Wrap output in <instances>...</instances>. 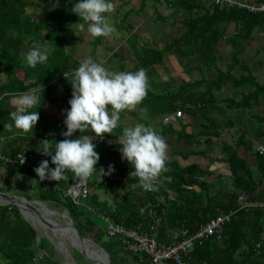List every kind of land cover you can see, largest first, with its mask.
Masks as SVG:
<instances>
[{
    "label": "trees",
    "instance_id": "trees-1",
    "mask_svg": "<svg viewBox=\"0 0 264 264\" xmlns=\"http://www.w3.org/2000/svg\"><path fill=\"white\" fill-rule=\"evenodd\" d=\"M46 1L0 0V76L6 78L4 82H0V132L9 133L8 140L5 139L0 145V157L13 160L19 153L28 151L33 153L35 158L32 165H21L17 161L5 163L4 159H0V189H9V183L14 176L19 179L30 177L37 193L36 197L28 196V200L35 199L46 203L49 208L67 211L82 236L92 235L94 242L110 255L112 264L114 259L117 260V264H125L131 256L136 262L140 259L138 256L123 253L120 243L106 235L100 214L128 228L140 223L146 228L149 221L146 215L148 208L153 205L165 207L168 210V220L159 230V239L162 241L169 239L170 232L175 229L178 221H185L189 229L194 231L215 217L218 209L235 210V215L224 227L222 239L220 241L212 239L202 246H197L187 260L190 264H264V246L258 256L254 252V246L264 231V210L260 207L264 203V154L258 151L257 166L252 168L248 161L240 156L238 149L225 146L224 153L231 166L232 181L229 189L225 182L223 183V189H228L223 193L213 194L212 189L217 187V183L205 180L211 172L201 168L199 164L182 166L177 160L166 161V170H162L157 177L156 190L147 192L139 187L137 191L141 192L140 194L132 192L129 187L139 184L138 178L130 175L134 169L127 160H121L119 144L108 146L106 141L99 137L93 138L97 145L96 151L100 155L96 167L102 166L107 170L108 165L112 164L115 169L112 172L115 180L106 184L99 183L100 173L97 171L89 178L88 196L86 198L80 196L77 199L68 193L76 181L70 172L67 174L69 179L60 182L39 180L34 168L42 159L50 161V157H45L37 151L38 144L46 138L50 139L51 143L64 139L61 135V132L66 130L64 118L58 117L54 111L61 103L66 105L64 112L70 107L68 100L72 94L71 83L67 76L65 82L62 77L67 74L71 78L73 70L79 65L73 56L76 48L74 24L79 19L71 11L75 0H60L58 6H50L45 10L43 5ZM172 5L177 11H186L185 32L162 50L150 46H143L140 51L134 50L133 54L139 60V68L152 70L156 65L163 63L167 54L175 50L180 52L182 46H191L198 52L177 53L179 57H198L201 64L215 63L218 57L215 53L227 26L233 22L240 26L239 36L230 42L231 44L235 42L234 46L238 51L232 55L233 63L226 73L218 69L214 79L182 81L174 90L163 93L148 87L147 94L142 100V106L148 109L152 116L181 111V114L193 117L196 122H206L201 123L202 130L193 133H187L183 127L179 131L172 126L161 125L155 130L162 137L171 135L178 141H185L189 146L205 143L212 147L213 138L222 135L219 124L221 122L212 116V113L219 109L217 92L227 83H232L238 88H251L249 92L243 93L240 100L226 99L227 109L237 108L242 111L248 110L253 103L260 100V96L264 95V84L257 81L246 65H242V75L232 74L234 68L242 64L238 53L244 43L250 42L256 28L264 29V15H252L238 8L223 10L211 8L198 0H172ZM194 9L200 10L203 14L192 15ZM99 39L100 37H96L94 44L99 43ZM40 43L48 44V60L44 64L29 67L22 54ZM119 53L116 55L119 56ZM60 86L61 94H56L57 87ZM34 88L43 91L41 106L30 109L39 111V119L32 131L26 135H12L11 130L16 128L8 127L13 123L9 116L13 109L8 106L7 100ZM48 106L54 109L50 108V111ZM124 112L132 115L140 123L150 126L147 120L136 113L127 110ZM225 126L232 127L233 122L226 121ZM123 128L124 126L117 125L113 133L105 134L104 138L118 137ZM80 135L91 137L95 134L90 129L83 133L77 130L73 138ZM203 136L207 139L204 140ZM204 154L205 151L194 149L182 154V157L187 159L190 155ZM49 166L54 167L51 162ZM117 190L126 193L122 198L116 199L114 193ZM169 191L176 193L173 200L169 199ZM99 192L109 195L113 202L101 200ZM243 193L247 195L244 202L247 206L238 203V198ZM161 198L165 200L160 201ZM49 249L46 238H41L39 243L37 242L36 229L22 217L15 205L0 204V264H61L48 253ZM38 250L42 251L39 261ZM111 250H116L113 254L115 258Z\"/></svg>",
    "mask_w": 264,
    "mask_h": 264
},
{
    "label": "clouds",
    "instance_id": "clouds-1",
    "mask_svg": "<svg viewBox=\"0 0 264 264\" xmlns=\"http://www.w3.org/2000/svg\"><path fill=\"white\" fill-rule=\"evenodd\" d=\"M115 7L114 0H75L71 11L80 18L76 25L78 32L86 30L91 37H107L115 32L116 28L107 15L113 13ZM22 55L29 67H35L48 60L49 50L36 44ZM64 76L68 77L72 87L68 100L70 107L65 110L63 120L66 130L61 132L64 139L55 143L47 138L40 141L37 151L50 157V161L42 159L34 172L40 181L57 182L69 179V172L77 182L86 181L97 171L100 177L110 175L115 170L112 164L107 170L96 167L100 155L93 138L103 139L105 134L113 133L121 111H131L143 100L149 87L146 71L143 68L110 71L103 61L87 57L73 70L71 78L67 74ZM42 93L39 88H34L13 99L15 110L9 113L13 122L9 128L14 126L24 133L32 131L39 119V111L30 109L41 106ZM86 129L95 135L73 138L77 130L83 133ZM116 142L120 146L121 160H127L134 169L130 175L138 178L144 191L156 190L154 182L161 171L166 170L168 144L164 138L151 126L136 123L124 127ZM19 161L23 163L24 156ZM50 162L54 167L49 166Z\"/></svg>",
    "mask_w": 264,
    "mask_h": 264
},
{
    "label": "crops",
    "instance_id": "crops-1",
    "mask_svg": "<svg viewBox=\"0 0 264 264\" xmlns=\"http://www.w3.org/2000/svg\"><path fill=\"white\" fill-rule=\"evenodd\" d=\"M60 0H47L45 5H43V9H47L50 6H58ZM115 3V11L113 13L107 14L108 17L112 16L113 20L116 21L112 24H114L116 31L110 34L107 37H100V41L97 44H94L96 37H91L87 31L85 30L84 32H78L77 30V23L80 22V18L77 19V21L74 24V30L77 32L75 36V45L76 48L74 50V59L78 63H80L82 60H84L87 57H91L96 61H103L104 66H111V64L114 62V65L112 66L113 69H117L118 65L125 66L129 61H132L134 63V70L139 69V60L136 56H134V50L140 51V49L144 46H150L151 48H156L158 50H162L166 47L167 44L164 46H161V43L159 42L160 36L158 34L159 29L157 26V23L163 20H172V23L175 26H179V33L175 36L171 37V41L175 38H178L183 32H185V27H184V12L183 10L177 11V9L172 6H168L167 4H163L162 2H154L153 0H117L114 1ZM198 13L203 14L200 10L194 9L192 12V15H197ZM173 25V26H174ZM264 29H259L256 28L255 31L252 34L250 44L253 49H255V53H260L261 55L264 54V41L260 37H258L261 32ZM239 31H240V26L237 25V23H230L227 26L225 34H223V39L221 40V43H219L216 53L217 54V59L216 62L219 58L223 57V54H230L229 56H232L235 54L238 49L235 48V42L230 43L231 40H234L239 36ZM135 33V34H134ZM132 34H134V38H132ZM114 37V38H113ZM113 39H115V44L113 45ZM134 39V42H133ZM147 40H151V45L147 43ZM117 41V42H116ZM142 41H145L144 43ZM170 41V42H171ZM137 42V43H135ZM169 42V43H170ZM134 43V45H132ZM230 44L233 45V48H230ZM83 45L85 48L89 49H84L80 48V46ZM96 46V47H95ZM97 46H100V51H97ZM182 50H175L172 52L173 54L178 55L177 53H187L188 51L192 53H196L195 48L189 46V47H184L182 46ZM241 50L238 53V57L242 61L241 65L237 66L234 68L232 71V74L235 76H240L243 74V69L242 65H246L251 72L256 71V74L258 75L259 71H262L259 73V78L264 77V61L263 57L259 58L258 60L254 61L253 63L251 62V66L248 64L243 63V60L241 59ZM88 51V52H86ZM120 52V53H119ZM116 53H119V56L116 55ZM172 53L167 54L164 57V61L162 64H158L156 66L160 67V74H161V79L163 78H169L166 73L163 71L164 68H168L172 70L174 73L173 76H177L179 74L178 72V65H173L172 61ZM258 54V55H260ZM257 55V54H256ZM257 55V56H258ZM81 58H83L81 60ZM232 60V59H231ZM168 61V62H167ZM211 63V64H204V63H196L193 65H182L185 66V74H189V76H192L191 73L192 71H199L200 74V79H211L208 78L206 74V68L209 67V65L212 67V70L216 71L219 69L223 72H227L229 69V66L233 63V61L228 62L226 69L223 70L221 69L217 63ZM155 66V67H156ZM253 67V68H252ZM236 69L241 71L242 73L240 74H235ZM145 70V69H144ZM184 74V72H183ZM184 74V75H185ZM180 75V74H179ZM259 78H257V81L260 82L261 84L264 83L262 82ZM176 80L175 78H173ZM179 80L182 81H194L193 77L192 80H190V77L188 78H179ZM65 82V81H64ZM178 84L176 85V87ZM226 86H232L233 90L237 89H242L235 87L234 84L232 83H227ZM175 87V88H176ZM224 87V86H223ZM174 88V89H175ZM173 89V90H174ZM224 88H222L221 91H223ZM251 90V88L244 90V93H247ZM243 92L241 93V97L243 95ZM61 94V93H60ZM240 97V99H241ZM261 98V99H260ZM264 95L259 97V101L253 103L248 110L242 111L238 110L237 108H232L228 109L230 112L229 116L226 119H220L219 116H216V114L212 113V116L214 118H217L219 123L221 125V136L218 138H213V146L209 147L205 143L202 145H193L189 146L186 144L185 141H178L176 137L168 135L163 137L166 143L168 144V149H167V157L166 161H175L177 160L182 166H188L191 164H199V166L209 172H211L210 176H207L205 180L207 182H216L217 187L215 189H212L213 194L215 193H223L224 190L228 191L230 187V182L232 181L231 179V166L230 163L227 162L226 156L224 153L225 146L228 145L230 147H233L235 149L239 150L240 156L245 158L248 162V165L251 166L252 168H255L257 166V156H256V151L257 147L260 146V144L264 143V104H263V99ZM226 99H220L217 101V103H223L226 102ZM236 99V100H240ZM218 100V99H217ZM63 104V103H61ZM65 107L66 105L63 104ZM49 107V106H48ZM54 109L53 107H49ZM65 108H63L64 110ZM60 109V107L54 111L55 114L58 115L60 118H65V112ZM51 111V110H50ZM132 112L137 113V112H142L146 111L142 114V118L145 119H150L151 121L154 120V123H150V126L154 125L155 127L153 128L154 130L157 128L159 129L161 125L163 126H172L176 130H181L182 127L185 128V131L187 133H193L197 132L199 130H202L203 125L206 124L205 121L202 122H196L193 117L187 116L186 114L182 113L181 117H177L175 112H171L169 114H163L160 116H152L151 113L149 112L148 109L144 108L142 106V101L137 104L132 110ZM227 109L222 110L223 112H226ZM218 114L221 113V111L218 109V111H215ZM248 114L250 119V122H247L244 119V115ZM146 115V116H144ZM168 115H174V119H171L169 122H164V119ZM125 118L127 122H130L132 124L140 123L136 118H134L132 115L121 111L120 113V120ZM146 120V119H145ZM226 121H232L233 126L227 127ZM202 123V124H201ZM118 125L124 126V123L121 121H118ZM185 126V127H184ZM15 132H17L15 130ZM19 134L15 135H26L20 132H17ZM245 133V134H243ZM243 135L242 137H240ZM117 138H103L102 140L106 141L108 146H113L115 144H118ZM204 140L207 139V137H202ZM197 150L200 149L202 151H205L204 155H190L187 159L182 157V154H187L191 150ZM130 165V164H129ZM225 182L226 186L228 189H223V183ZM200 191V189H197ZM100 193L101 200H106L108 202H113V198L109 195H104L103 193ZM126 191L122 190H117L116 193H114V198L120 199L125 195ZM169 199L173 200L176 196V193L169 191ZM164 198H161L160 201H164ZM166 241V240H162ZM88 243L90 246V242L85 241ZM94 250V249H93ZM132 258H129L128 262H130ZM136 262V261H133ZM136 264H142L140 262H136Z\"/></svg>",
    "mask_w": 264,
    "mask_h": 264
},
{
    "label": "built area",
    "instance_id": "built-area-1",
    "mask_svg": "<svg viewBox=\"0 0 264 264\" xmlns=\"http://www.w3.org/2000/svg\"><path fill=\"white\" fill-rule=\"evenodd\" d=\"M202 4L211 8L232 9L238 8L252 15H264V1L260 0H198ZM163 4L172 6V0H160ZM177 117H181V111L176 113ZM174 119V115H168L164 122H169ZM260 154H264V145L257 147ZM21 163L19 159L23 158ZM4 159L5 163L18 162L21 165H32L35 161L34 154L28 151L19 153L16 159ZM116 177L112 174L102 175L98 182L106 184L109 181L115 180ZM155 184L158 183L156 178ZM89 179L83 182L75 181L70 187L68 193L74 198H86L89 192ZM140 184L131 185L130 191L137 192ZM143 190V189H142ZM144 191V190H143ZM152 192V191H147ZM247 199L246 193H243L238 198V203L242 206H247L244 203ZM253 205V204H252ZM250 206V205H249ZM264 210V203L260 206ZM149 221L147 227L144 228L140 223L135 227H126L123 224L113 222L109 217L100 214L104 221V231L109 238L116 239L120 243L123 253L138 256L142 264H190L187 260L191 252L197 247L202 246L212 239L221 240L224 234L225 225L235 215V210L225 211L218 209L215 217L208 222L200 225L196 230L191 231L185 224V221H178L175 229L170 232L169 239L161 241L159 239V230L168 220V210L165 207L150 206L146 213ZM264 246V231L261 233L259 240L254 246L255 255L261 254Z\"/></svg>",
    "mask_w": 264,
    "mask_h": 264
},
{
    "label": "rangeland",
    "instance_id": "rangeland-1",
    "mask_svg": "<svg viewBox=\"0 0 264 264\" xmlns=\"http://www.w3.org/2000/svg\"><path fill=\"white\" fill-rule=\"evenodd\" d=\"M109 18V22L110 23H114L116 21H112L113 20V17L110 16L108 17ZM174 24L172 23V20H163V21H160L157 23V26H158V29H159V36H160V39H159V42L161 43V46H164L165 44H169V42L171 41V37L172 36H175L179 33V26H173ZM259 29H263L261 27H259ZM262 34H260L258 37H260V39L262 38L263 41H264V30L261 32ZM114 38V37H113ZM115 39H113V42L112 44L114 45L115 44ZM117 42V41H116ZM143 43L145 41H142ZM151 40H147V43L151 45ZM40 45L46 47L48 50V44L45 43V44H42L40 43ZM80 48H83L84 49H89L88 47L85 48L83 45L80 46ZM230 48H233V45L230 44ZM246 48L245 51H242V54H241V59L243 60V63L245 64H248L249 66H251V62L253 63L254 61L258 60L259 58L263 57V61H264V54L261 55L260 53H255V49L252 48L250 42L249 43H244V46L242 47V50H244ZM100 50V46H97V51ZM100 51H103V50H100ZM88 52V51H86ZM173 54V53H172ZM260 54V55H257ZM230 54H223V57L219 58L217 60V64L218 66L225 70L226 69V66H227V63L228 62H231V57L232 56H229ZM83 58H81L82 60ZM172 61L174 62L173 65H178L179 68H178V72L179 74L177 76H173V78H175L176 80H174L172 78V75H173V71L170 70L168 68V66H166L167 68H164V72L166 73V75L169 77V78H163L161 79V74H160V70L162 69H159L160 67L156 66L154 68H152V70H148V69H145L146 71V75H147V78H148V86L149 88L151 89H155L157 90V92H160V93H163V92H168V91H172L176 85H180L181 84V81L179 80V78H188L190 77V80H192V77L194 79V81H197L200 79V74H199V71H192L191 75L192 76H189V74H185V66H182V65H193V64H196V63H200V60L198 57H187L185 56L184 57H179L178 55L176 54H173L172 55ZM168 62V61H167ZM114 65V62L111 64V66H107L106 68L110 71H135L134 70V63L132 61H129V63H127L125 66H119L118 65V68L116 69H113L112 66ZM264 65V64H263ZM253 68V67H252ZM264 69V68H263ZM263 71V70H262ZM262 71H259L258 72V75L259 73H261ZM184 72V74H183ZM242 73L241 71L237 70L236 69V72L235 74H240ZM253 75L256 77V78H259V76L256 74V71L253 70ZM208 78H211V79H214L216 78V74H215V71L212 70V67L209 65L208 68H206V74H205ZM66 76H63L62 77V80L63 81H66ZM262 82H264V77L262 78H259ZM6 80V78L4 76H0V82H4ZM193 81V80H192ZM260 83V82H259ZM261 84V83H260ZM264 83H262L263 85ZM223 91H218L217 92V101H219L220 99H225V98H234V99H240L241 97V93L244 91V90H247L249 89V87H244L242 88L241 90L240 89H237V90H233L232 86H224L223 87ZM62 91V87H57V91H56V94H60ZM244 93V92H243ZM15 97H11L7 100V104L10 108H12L13 110H15V105L12 103L13 99ZM261 99V98H260ZM263 100V104H264V98L262 99ZM218 107H219V110L221 111L220 114H218L217 112H214V114H216V116H219L220 119H226L228 116H229V113H232L230 112L227 107H228V103L227 102H223V103H220L219 102L217 103ZM63 108H65V106L63 104H60V109L63 110ZM227 109L226 112H223L224 114H222V110H225ZM238 111V109H237ZM146 112V111H143V113ZM142 112H137L136 115L142 117ZM146 116V115H144ZM249 115L248 114H245L244 115V119L247 121V122H250V119L251 118H248ZM145 119L147 121H151L150 119H147L145 117ZM122 123H124L125 127H130V126H133L134 124L130 123V122H127L125 120V118L121 119L120 120ZM151 123H154V120L151 121ZM155 126L152 125V128H154ZM17 132H20V133H23L22 131H20L19 129H15ZM15 130H11V133L12 135H15V134H19L17 132H15ZM8 132H4V133H1L0 132V137H2L0 139V145L3 144L4 140L7 139L8 140V135L9 133L7 134ZM15 133V134H14ZM24 134H27V133H24ZM19 177H12L11 178V181L9 183V189L8 188H3L4 191L8 194H14V195H17L21 198H27L28 199V196H31L33 195L34 197H36V189L34 188V182L33 180L30 178V177H22L21 179H19ZM13 188V190L11 189ZM3 189H0V191H3ZM3 191V192H4ZM33 201H36L35 199L32 200ZM38 201V200H37ZM45 206L44 207H40L39 209V214H37V218L34 214H36L35 212L26 214L23 212L20 211L22 217L24 219H26L37 231V242L39 243L40 239L41 238H46L49 242V254L53 256L54 260H57L58 262H60L61 264H69L68 262V259L70 258V260H73L76 264H98L96 261L94 260H89L84 254L80 253L79 250H82V249H78L76 247H74L71 243V241L66 238V237H62L60 238L59 236V229H58V233L53 229L54 226L50 225V224H54L56 225L57 227H61V226H66L67 223L62 220L61 218H59L58 216H54L53 214H51V210L52 211H57L61 214H63L65 211H59L55 208H49L48 205L46 203H43ZM43 208H46L45 211V215L47 217L48 222L50 224H47V223H42V217L45 219L44 215L42 214L44 212V209ZM33 216V217H32ZM40 216V217H39ZM42 216V217H41ZM36 219V220H35ZM51 220V222H50ZM41 221V222H40ZM46 225V226H45ZM41 226V227H40ZM48 228V229H47ZM75 236V235H73ZM76 238V236H75ZM74 237H72V242H74L75 244H82V245H85L86 248H85V252L87 253L88 256H90L91 258H95V259H98L97 255L95 254V250H93L89 245L88 243H86L85 241L84 242H81L79 239H75ZM88 240H93V236L92 235H88L87 237ZM107 239H109L108 237H106ZM94 241V240H93ZM63 245V246H62ZM61 249V250H60ZM64 249L67 251L68 255H66L64 253ZM116 251V250H115ZM115 251L111 250V254L113 256V258H115V256L113 254H115ZM41 252V253H40ZM42 254V251L38 250V254H37V261L40 260V256ZM64 254V255H63ZM129 258H132L129 257ZM128 258V260H129ZM133 259V258H132ZM130 260L129 263L128 260L126 261L125 264H136V262H133L134 260ZM68 262H67V261ZM66 261V262H65ZM117 260L114 259V264H117ZM101 264V263H100Z\"/></svg>",
    "mask_w": 264,
    "mask_h": 264
},
{
    "label": "water",
    "instance_id": "water-1",
    "mask_svg": "<svg viewBox=\"0 0 264 264\" xmlns=\"http://www.w3.org/2000/svg\"><path fill=\"white\" fill-rule=\"evenodd\" d=\"M196 189H198L197 187H195ZM21 199H24V200H21ZM22 203H24L31 211L35 212L36 214H39V209L41 207V205L43 204L42 202H38V201H29L27 198H21L17 195H14V194H8L6 192H3V191H0V204H4V205H15L19 211L22 212ZM63 214L67 215L70 219H71V222H69L68 224V227L71 228V230L74 231L75 233V236H77V238L81 241V242H84L85 237L82 236V234L79 232V230L75 227L74 225V221L73 219L71 218V216L69 215V213L67 211H65ZM45 223L47 224H50L48 222V220L44 219V218H41ZM53 226V224H50ZM94 244H96L97 246H99L102 250H104V252L107 254L108 256V264H112V261H111V258H110V255L107 253V251L102 248L99 244L95 243L93 241ZM80 253L84 254L89 260H94L96 261L98 264L101 263V261L99 259H95V258H91L90 256L87 255V253L85 252V250H79Z\"/></svg>",
    "mask_w": 264,
    "mask_h": 264
},
{
    "label": "bare ground",
    "instance_id": "bare-ground-1",
    "mask_svg": "<svg viewBox=\"0 0 264 264\" xmlns=\"http://www.w3.org/2000/svg\"><path fill=\"white\" fill-rule=\"evenodd\" d=\"M21 200H24V199H21ZM24 202H25V200H24ZM43 203V202H42ZM22 205V210H23V212L24 213H33L24 203H22L21 204ZM42 207H44L45 205L44 204H42L41 205ZM44 209V212L42 213L43 215H44V217H45V219L46 220H49V219H47V217H46V215H45V213H46V211H45V209L46 208H43ZM30 211V212H29ZM51 212V214H53L54 216H58L59 218H61L62 220H64L66 223H67V225L65 226H61V227H57L56 225H54L53 224V226H54V230L58 233V229H59V236H60V238H62V237H66V238H68L70 241H71V243H72V245L74 246V247H76V248H78V249H84L85 250V248H86V246L85 245H82V244H75L74 242H72V237H74L75 238V236H73V235H75V233H74V231L73 230H71V228H69L68 227V224H69V222H71V219L67 216V215H65V214H61V213H59V212H57V211H50ZM34 214V213H33ZM35 216H36V218L38 217L37 216V214H34ZM33 217V216H32ZM40 217V216H39ZM42 217V216H41ZM43 218V217H42ZM36 220V219H35ZM41 222V221H40ZM50 222H51V220H50ZM42 223L44 224L45 222L44 221H42ZM46 226V225H45ZM41 227V226H40ZM48 229V228H47ZM63 239V238H62ZM75 239H78L77 238V236H76V238ZM85 241H88V242H90V247L92 248V249H94L95 250V254L97 255V257H98V259L101 261V264H108V256H107V254L104 252V250H102L99 246H97L96 244H94L93 243V241L92 240H88V239H85ZM63 246V245H62ZM61 250V249H60ZM64 253L66 254V255H68V253H67V251L64 249ZM64 255V254H63ZM69 256V255H68ZM67 261V260H66ZM65 261V262H66ZM69 261V262H68ZM68 263L69 264H76L73 260H70V258L68 259Z\"/></svg>",
    "mask_w": 264,
    "mask_h": 264
}]
</instances>
